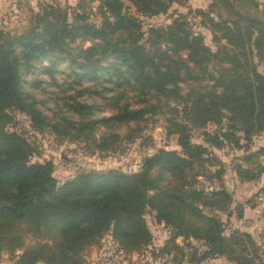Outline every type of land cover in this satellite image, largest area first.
<instances>
[{"label": "trees", "instance_id": "16d2710c", "mask_svg": "<svg viewBox=\"0 0 264 264\" xmlns=\"http://www.w3.org/2000/svg\"><path fill=\"white\" fill-rule=\"evenodd\" d=\"M129 1L139 14L157 15L173 0ZM249 1L215 0L211 10L229 9L219 20L197 10L208 17L216 50L180 18L150 27L141 42V22L125 0H100V25L79 8L45 1L22 29L0 28V255H14L17 264H87L85 252L106 234L119 251L140 252L153 241L146 220L152 212L171 229L160 256L178 264H264V245L240 228L228 233L217 215L230 212L233 194L224 169L210 167L213 148L251 146L264 132V73L255 63L264 59V21L240 12L237 4ZM86 40L84 48L79 41ZM60 63L72 81L58 78ZM16 109L36 129L93 151L116 148L122 136L133 140L141 122L166 110L168 135H178L180 151L159 149L139 171L81 172L59 184L52 162H33L25 136L7 129ZM209 123L220 128L209 132ZM195 129L201 142L193 140ZM259 152L247 150L245 163H236L241 182L264 174ZM198 177L220 184L207 190Z\"/></svg>", "mask_w": 264, "mask_h": 264}, {"label": "rangeland", "instance_id": "374dc122", "mask_svg": "<svg viewBox=\"0 0 264 264\" xmlns=\"http://www.w3.org/2000/svg\"><path fill=\"white\" fill-rule=\"evenodd\" d=\"M58 2L63 8L69 7V11L74 8L89 17L90 21H94L97 25L101 24L102 17L98 6L100 0H0V28L20 30L29 24V18L32 11L40 10L38 2ZM215 0H173L169 3L167 9L157 15H141L137 13L135 6L131 1L125 0L128 11L138 17L142 25L143 36L140 40L146 43L150 27H165L171 24L176 18L187 21L189 26L196 33L204 36L205 43L212 49L216 50L218 43L214 40L213 32L207 26L206 20L208 17L198 13V9L206 11L219 20L218 13H222L224 17H228L229 9L220 6L217 9L211 10L210 5ZM241 13L247 18L261 15V20L264 21V0H251L249 2L237 4ZM224 42V40H223ZM84 47L91 45L90 40L79 41ZM255 63L260 72L264 73V59L255 57ZM49 64L48 59L43 60V69ZM58 78L60 80L72 81L68 65L60 63L57 65ZM37 70L36 73H40ZM42 76V74H41ZM29 79L30 76H27ZM92 83V82H91ZM184 83H181L183 85ZM207 84V82H203ZM13 120L6 127L9 131H16L25 136L33 148L31 160L33 162H47L53 164V175L57 178L58 183L62 184L67 179L81 172L88 171H108L113 168L121 169L125 172L139 171L142 167L146 156L155 153L159 149L180 151L178 144V135H168L166 113L164 111L157 112L155 115L146 118L140 123L141 130L136 133L133 140L127 138L121 140L116 148H111L105 151H93V147H85L83 141H71L66 136L54 133L50 128L42 130L36 129L32 125V121L28 115L20 110H11ZM108 110H105L104 114ZM225 126H222V130ZM220 127L214 123H209L206 130L215 132ZM201 130V129H200ZM200 130H194L193 140L195 142L202 141ZM127 131L124 126L122 133ZM241 142H244L242 140ZM242 148H236L231 143H225L222 148H213L210 156L214 164L211 169L222 167L224 173L222 180L227 189L233 194V204L230 212H217V215L222 218L226 224L228 233L234 228H239L240 221L244 218L239 214L240 205L242 211L247 204L250 212V217L256 213L261 218L264 215V174L259 180L236 183L238 176L235 172L236 163L241 162V157L246 155L247 150L255 152L260 151L257 156V163L264 165V146L253 149L252 145ZM213 158V160H212ZM241 163H245L242 161ZM256 163V162H255ZM234 170V171H233ZM235 173V176H234ZM199 183L197 186L211 190L220 184V181L209 182L203 177H198ZM239 180V179H238ZM240 181V180H239ZM262 185V186H261ZM255 209V210H254ZM261 211V212H260ZM253 219V217H252ZM147 224L153 234L152 244L144 248L140 252L126 254L119 251L117 244L111 238V235L106 234L100 244L91 246L85 252L87 264H178V260H171V257L160 256L158 249L171 236V229L164 224L158 223L154 213L146 214ZM254 238L264 245V225L254 229ZM182 243V240H180ZM32 241L29 240L28 243ZM199 250H204L206 247L200 242H194ZM192 249L186 247L189 252ZM157 253V254H155ZM224 258L217 260L204 261L201 264H217L224 263ZM0 264H17L16 257L10 253H2L0 255ZM44 264V263H38ZM183 264H194L184 261Z\"/></svg>", "mask_w": 264, "mask_h": 264}, {"label": "crops", "instance_id": "0c3cea01", "mask_svg": "<svg viewBox=\"0 0 264 264\" xmlns=\"http://www.w3.org/2000/svg\"><path fill=\"white\" fill-rule=\"evenodd\" d=\"M251 145H252V148L254 150L259 148L260 146H264V132L255 136ZM234 176H235V173H234ZM236 183L238 184V183H243V182H241L237 179ZM247 208H249V207L246 204L244 206L243 213L240 214L244 218V220L241 221L239 219L241 225L237 226V227H239L243 231H248L254 235L255 234L254 229L257 228L258 226L264 225V218H261V215L258 214L259 209L257 210V207L255 206L256 210L255 209L254 210L256 211V213L254 214V216H252L253 217V219H252V217H250V212L248 211ZM262 217H264V215ZM215 260H217V259H215Z\"/></svg>", "mask_w": 264, "mask_h": 264}, {"label": "built area", "instance_id": "2783aa9c", "mask_svg": "<svg viewBox=\"0 0 264 264\" xmlns=\"http://www.w3.org/2000/svg\"><path fill=\"white\" fill-rule=\"evenodd\" d=\"M263 199H264V195H263V197H262Z\"/></svg>", "mask_w": 264, "mask_h": 264}, {"label": "water", "instance_id": "95a60500", "mask_svg": "<svg viewBox=\"0 0 264 264\" xmlns=\"http://www.w3.org/2000/svg\"><path fill=\"white\" fill-rule=\"evenodd\" d=\"M2 204H0V206H1Z\"/></svg>", "mask_w": 264, "mask_h": 264}]
</instances>
